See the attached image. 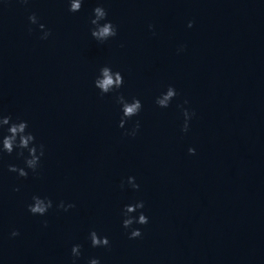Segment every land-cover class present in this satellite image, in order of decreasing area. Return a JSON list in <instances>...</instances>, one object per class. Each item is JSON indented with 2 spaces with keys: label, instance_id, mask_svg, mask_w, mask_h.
Instances as JSON below:
<instances>
[{
  "label": "water",
  "instance_id": "1",
  "mask_svg": "<svg viewBox=\"0 0 264 264\" xmlns=\"http://www.w3.org/2000/svg\"><path fill=\"white\" fill-rule=\"evenodd\" d=\"M97 6L117 27L103 43L91 36ZM69 7L0 0V115L27 121L44 145L26 178L8 168L25 167L27 150L0 153V264H264V0ZM103 66L124 83L101 95ZM169 86L177 95L161 108ZM118 94L142 104L124 128ZM184 109L195 113L187 132ZM136 121V135H125ZM33 196L53 206L33 215ZM138 201L148 223L129 239L122 212ZM92 231L109 246L93 247Z\"/></svg>",
  "mask_w": 264,
  "mask_h": 264
},
{
  "label": "clouds",
  "instance_id": "2",
  "mask_svg": "<svg viewBox=\"0 0 264 264\" xmlns=\"http://www.w3.org/2000/svg\"><path fill=\"white\" fill-rule=\"evenodd\" d=\"M21 3H27L28 0H20ZM70 12H78L82 7V0H69ZM107 11L103 6H97L93 9V18L91 19L90 23L93 25L91 29V36L98 42L103 43L107 41L109 38L115 37L117 35V27L107 21ZM29 22L31 24H37L38 18L35 13L31 14L29 17ZM105 21L104 23H101ZM189 27H192V22H189ZM41 30L45 29L43 24H39ZM152 27L151 25L149 26ZM31 31V29H29ZM51 35L50 31L44 30L41 39H47ZM124 80L123 76L119 71H113L109 66H103L100 71L99 75L96 77L94 81V85L97 89L100 90L101 95L108 94L120 89L123 86ZM177 95L176 90L174 87L169 86L166 92L162 93L156 99V104L161 108H167L172 101V99ZM117 103L121 105L122 110V117L119 123V127L124 128L125 123L131 119L133 116L138 115L142 108V104L139 99L133 97L132 101L129 102L125 99L123 94H118L116 97ZM187 103V101H185ZM184 115V124L182 127V131L187 132L189 128V121L191 120L192 116L195 115L194 112H190L188 109L183 110ZM4 126L7 127V135H4L0 138V153H13L14 150L17 151L18 157L24 156V150H27L28 156L24 158L25 167H17L15 165H9L8 170L10 172H15L18 174L19 177H27L28 171L26 169L32 170V172H36L39 164L40 158L44 155V145L40 144L37 145L35 143V136L29 132L28 123L24 120H19L18 122L12 121L11 116H3L0 115V128ZM140 128V122L136 121L132 130L130 132L126 131L125 135L135 136ZM190 154H195L194 148L188 149ZM128 184L131 185L133 189H138L139 185L135 183L134 177L128 178ZM123 182L121 187H123ZM19 191V189H15ZM32 203L28 205V210L33 215H44L47 211L53 206L52 201L47 197L41 198L39 196L32 197ZM65 211L69 208L75 207L73 204H67L63 201L59 203L57 206ZM144 208L143 201H138L133 204L125 205L122 215L124 216L123 219V227L125 229H131L129 234V239L139 238L142 235V232L139 228H133L134 224L144 225L148 223V217L140 211ZM133 213H138V215H133ZM19 232L13 231L11 236L15 237L18 236ZM90 240L93 247H107L109 246V240L107 237H100L96 231H92L90 233ZM80 248L81 245H74L72 247V255L73 257L80 256ZM75 264V260L73 261ZM89 264H100L98 259H91Z\"/></svg>",
  "mask_w": 264,
  "mask_h": 264
}]
</instances>
